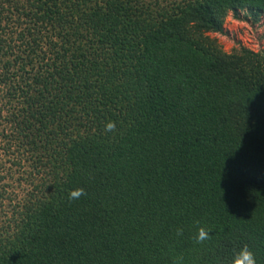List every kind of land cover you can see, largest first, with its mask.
Segmentation results:
<instances>
[{
  "label": "trees",
  "instance_id": "trees-1",
  "mask_svg": "<svg viewBox=\"0 0 264 264\" xmlns=\"http://www.w3.org/2000/svg\"><path fill=\"white\" fill-rule=\"evenodd\" d=\"M240 11L0 0V264H264V53L208 37Z\"/></svg>",
  "mask_w": 264,
  "mask_h": 264
},
{
  "label": "rangeland",
  "instance_id": "rangeland-1",
  "mask_svg": "<svg viewBox=\"0 0 264 264\" xmlns=\"http://www.w3.org/2000/svg\"><path fill=\"white\" fill-rule=\"evenodd\" d=\"M208 37L215 39L225 53L239 47L264 53V18L260 17L256 23H252L246 19L244 11L235 16L227 13L221 25V33L209 34Z\"/></svg>",
  "mask_w": 264,
  "mask_h": 264
},
{
  "label": "clouds",
  "instance_id": "clouds-1",
  "mask_svg": "<svg viewBox=\"0 0 264 264\" xmlns=\"http://www.w3.org/2000/svg\"><path fill=\"white\" fill-rule=\"evenodd\" d=\"M116 130V123L113 121H109L105 125L106 132H114ZM86 195L83 189H75L72 190L69 194V201L78 200L82 196ZM197 227V235L195 236L196 244H203L205 241H209L212 239L210 235L211 229H206L205 227H200L199 221L194 222ZM177 236L183 235V229L178 228L176 231ZM173 264H182V257L176 258L173 261ZM231 264H257L256 257L254 253L245 245L242 249H240L233 257Z\"/></svg>",
  "mask_w": 264,
  "mask_h": 264
}]
</instances>
